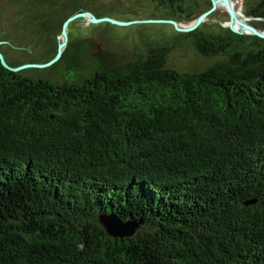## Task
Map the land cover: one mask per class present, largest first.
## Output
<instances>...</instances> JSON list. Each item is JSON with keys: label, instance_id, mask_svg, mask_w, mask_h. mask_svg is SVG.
<instances>
[{"label": "trees", "instance_id": "16d2710c", "mask_svg": "<svg viewBox=\"0 0 264 264\" xmlns=\"http://www.w3.org/2000/svg\"><path fill=\"white\" fill-rule=\"evenodd\" d=\"M187 34L227 60L179 73L150 46L61 83L0 63V264H264V42ZM100 213L142 223L114 238Z\"/></svg>", "mask_w": 264, "mask_h": 264}, {"label": "rangeland", "instance_id": "374dc122", "mask_svg": "<svg viewBox=\"0 0 264 264\" xmlns=\"http://www.w3.org/2000/svg\"><path fill=\"white\" fill-rule=\"evenodd\" d=\"M208 1L179 0L171 6L167 3L158 5L157 0H58L57 2H62L64 6L61 8L55 5L57 11L54 20L58 22L57 28L53 31L52 25L48 24L45 29H40L45 31L44 38L42 36L44 43L41 46V52L31 53L26 62L43 63L54 53L60 24L65 17L73 13L89 11L97 17L109 16L122 21L172 18L180 24H187L207 8ZM236 1L237 9H242V18L253 22V25L258 28H264V18L248 16L252 18L250 19L246 17L249 7L259 0ZM35 2L36 0H31V4ZM45 3L46 7L50 4L54 5L52 0H45ZM177 5L182 9L178 8ZM190 6H193V9L189 15L187 9H190ZM22 11L23 9H0V41L9 40L10 42L9 46L5 42H1L0 49L8 63H13L12 65L18 62L17 58L20 60L23 58L21 51L15 48L17 44H20L18 41L22 42V30L17 36L15 32L17 24L7 23L4 27L3 21H21L18 15ZM50 16L52 13L46 16L48 21L52 20ZM83 20L76 19L71 22V32L67 35L62 52L53 64L44 68H26L22 70V74L35 79L42 77L52 83H61L64 78L68 82H82L96 70L126 68L150 53L153 50L150 46L165 47L163 57L166 65L175 68L179 73L200 72L216 61L227 60L228 58V54L216 56L201 54L196 49L195 35L187 34L190 32L176 31L168 23L142 21L118 25L106 21L90 23L85 19ZM255 20L256 22H254ZM257 20H262L263 23ZM228 21L225 7L218 6L204 21L206 24L201 26L203 22L200 23L193 31L197 34H207L211 30H215L218 25L226 27L222 24L228 23ZM199 27L200 30L197 29ZM40 30L37 28L30 29L31 41L38 33H41ZM256 38L260 39L262 43L264 42V38L257 36ZM250 40L251 38H247L244 43L249 45ZM15 58L16 61H14Z\"/></svg>", "mask_w": 264, "mask_h": 264}, {"label": "water", "instance_id": "95a60500", "mask_svg": "<svg viewBox=\"0 0 264 264\" xmlns=\"http://www.w3.org/2000/svg\"><path fill=\"white\" fill-rule=\"evenodd\" d=\"M218 1H222L226 12L228 14V20L232 21V19H235L236 23L241 27L242 30H236L234 29L230 24L223 23V26L228 27L231 31L238 33V34H248V35H255L257 37L264 38V28H258L255 25H252L249 21L242 18L240 15H238L236 12L233 11V8L231 7L230 0H209L210 6L205 11L201 12L198 16H196L191 22L187 24H179V22L175 19H147V20H129V21H122L117 20L114 18H111L109 16H103V17H97L93 13L89 11H82L77 12L75 14H72L68 16L62 23L61 31L57 35L58 40V46L56 54L53 58L50 60L43 62V63H25L20 65H10L3 53L0 50V63L2 66L10 71L14 72H20L26 68H44L52 63H54L60 53L62 52V48L65 45L66 39H67V32H68V23L70 21H73L77 18L85 19L87 22L90 23H100V22H110L118 25H128L131 23L136 22H142V21H151V22H161V23H168L170 24L176 31L179 32H191L193 31L200 23L206 21L207 17L216 10ZM248 17V16H246ZM252 19L251 17H248ZM0 42H7V41H0ZM256 202V199H246L243 201V205H251ZM97 221L98 223L103 227L105 233L110 237H130L132 236L137 228H139L140 224L142 223L140 221L131 220L128 219L126 221H122L120 218L117 217L115 213H100L97 215Z\"/></svg>", "mask_w": 264, "mask_h": 264}, {"label": "flooded vegetation", "instance_id": "af4514ba", "mask_svg": "<svg viewBox=\"0 0 264 264\" xmlns=\"http://www.w3.org/2000/svg\"><path fill=\"white\" fill-rule=\"evenodd\" d=\"M57 1L58 0H52L54 5H60L61 3L57 2ZM60 6L63 7L64 5H60ZM11 8L12 9H23L22 13H19V15H18V18L21 19V21H19V22H11V20H4L3 21L4 27L7 25V23H15V24H17L16 25L17 29H15V32H16L17 36L20 35L19 32L22 30V36H23L22 42L18 41V43H20V44H17V46L15 48L18 51H21V55L23 56V58L21 60L17 58L18 62L16 64H14V65H20V64L29 63V62H26L28 57L33 52L34 53H36V52L40 53L41 52V46L44 43V39L42 38L43 33L42 34L38 33L32 41L30 40V37H31L30 28L32 26H35V28H38L40 30V29H45L48 24H51L52 28H53V31H54L57 28V26H58V22L55 21L54 18L51 21H48L46 19V15H47V13L53 12L55 9H46L45 0H36V2L34 4H31V0H0V9H11ZM73 14H75V13H73ZM68 16H70V15H68ZM67 17H65L62 20V22L60 24V31H61L62 23ZM77 19H82V18H77ZM74 20H76V19H74ZM71 22L72 21H70L68 23V25H67L68 32H70V24H71ZM12 29L13 28L11 27V30ZM60 31H59V33H60ZM68 32H67V35H68ZM3 41H7V42H5V44H7V46H9V43H10L9 40H3ZM56 41H57V45L55 47L54 53L51 54L49 56V58L47 60H45V61H48V60H50L51 58L54 57V55H55V53L57 51V46H58V40H56ZM14 61H16V58H15ZM27 69H31V68H27ZM92 75H90V76H92ZM90 76H88V77H90ZM38 78H42V77H38ZM66 81L67 80L64 78L63 82H66Z\"/></svg>", "mask_w": 264, "mask_h": 264}, {"label": "bare ground", "instance_id": "6f19581e", "mask_svg": "<svg viewBox=\"0 0 264 264\" xmlns=\"http://www.w3.org/2000/svg\"><path fill=\"white\" fill-rule=\"evenodd\" d=\"M230 4H231V7L233 8V11L242 17V14H243L242 9H237V1L236 0H230ZM218 6L224 7L222 1H218L217 8H218ZM228 24H230L236 30H242L241 27L236 23L235 19H232V21H228Z\"/></svg>", "mask_w": 264, "mask_h": 264}]
</instances>
